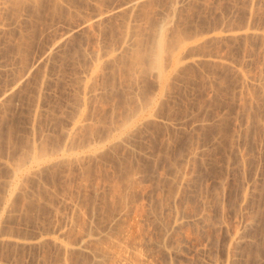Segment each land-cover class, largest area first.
Returning a JSON list of instances; mask_svg holds the SVG:
<instances>
[{"label":"rangeland","instance_id":"374dc122","mask_svg":"<svg viewBox=\"0 0 264 264\" xmlns=\"http://www.w3.org/2000/svg\"><path fill=\"white\" fill-rule=\"evenodd\" d=\"M0 1V264H70L79 254H66H72L69 262L50 239L39 244L32 238L69 228L67 238L74 240L83 224L76 222L82 220L73 210L76 204L85 216H96L93 223L98 224L90 226H102L120 208L109 192L117 185L125 191L128 184L124 202L137 206L127 205V220L135 221L134 232L143 219V236L151 235L147 245L158 248L151 259L156 264H264V0H143L132 10L127 6L134 0ZM96 19L90 27L84 24ZM162 35L166 50L179 48L180 40L185 43L184 64L175 70L169 50V56L159 55L170 75L165 84L154 65L158 55L151 52L158 50L154 47ZM137 50L150 57L142 60L140 53L145 65L135 63ZM133 109L140 112L134 119H140L138 129L127 144L120 143V128ZM80 115L88 123L71 136ZM35 147L45 148L56 161L12 178L13 164ZM89 147L106 148L95 159L91 153L85 157ZM194 150L198 155L190 156ZM61 151L80 154L83 162H63ZM183 167H188L189 181L180 186L174 176ZM131 172L137 174L136 185L127 181ZM176 192L179 203L172 199ZM168 210L189 216L163 238ZM131 216L141 218L140 223ZM161 218L167 220L164 226L157 224ZM237 231L243 234L234 244L230 240ZM163 243L176 250L164 252ZM76 259L72 264L91 260Z\"/></svg>","mask_w":264,"mask_h":264},{"label":"bare ground","instance_id":"6f19581e","mask_svg":"<svg viewBox=\"0 0 264 264\" xmlns=\"http://www.w3.org/2000/svg\"><path fill=\"white\" fill-rule=\"evenodd\" d=\"M143 0H134V1H131L130 2V4H129V6H127L128 8L130 7V9L132 10V9H134L135 8V6L137 5V4H139V3H141ZM1 2V1H0ZM16 2V1H15ZM28 2V1H27ZM55 2V1H54ZM60 2V1H59ZM2 3V2H1ZM134 7V8H133ZM137 7V6H136ZM98 19H96V20H87V21H85V25H88L89 27L95 22V21H97ZM97 24V23H96ZM87 26V27H88ZM166 29V28H165ZM230 32V31H229ZM228 32V33H229ZM260 32V31H259ZM258 32V33H259ZM162 34H164L163 32H161ZM160 33V34H161ZM166 34V33H165ZM165 36V35H164ZM164 36L162 35V36H160L159 37V39H160V43L158 42L157 43V45H155V47H154V49L155 48H157L156 46H158V50L156 49V50H151V52L152 53H154V57H155V52L154 51H156V53H157V57H156V63L154 64L155 66L157 65V67H158V69H159V71H160V76H161V79H162V81H163V83L165 84L167 81L169 82V78H168V76H170V75H168V73H167V67L165 68V66H164V64H163V62H161V60H162V58H160L159 57V55L161 54H164V52H165V55L168 53L167 51L169 50V52H170V56L167 54V56H169L170 58V67H171V69H173V70H175V69H177V68H179V66H182V64H184L183 63V60H184V58L182 57V52H181V50H182V48H184L185 47V43H184V41H179V39L176 41V42H178V46H179V48L177 47H175V49H177V50H175V49H168V50H166L165 48H166V45H165V43L166 42H164L165 41V38H167L166 36H165V38H164ZM181 38V37H180ZM158 39V38H157ZM158 39V40H159ZM127 42V41H126ZM125 42V43H126ZM127 44V43H126ZM169 44V43H168ZM175 44V43H174ZM128 46V45H127ZM169 46V45H168ZM175 46H176V44H175ZM124 47V46H123ZM165 47V48H164ZM125 48H127V47H125ZM153 49V48H152ZM179 49V50H178ZM124 50H126V49H124ZM166 50V51H165ZM170 50H172V51H170ZM138 51V52H137ZM136 52L137 53H139V50H137ZM186 51V50H185ZM134 53V52H133ZM140 53H142V52H140ZM140 53H139V55H140ZM148 53H150V51L148 52ZM148 53H147V55H148ZM184 53V52H183ZM135 54V53H134ZM144 56H142V60L143 59H145V57L147 58V61H148V57L147 56H145V53H142ZM139 55L137 54V56H135V57H137L136 58V60L135 61H137V62H141V55H140V60L138 61L137 59H138V57H139ZM164 55V56H165ZM97 56H98V54H97ZM96 56V57H97ZM103 56H101V58H102ZM134 57V58H135ZM144 57V58H143ZM152 57V56H151ZM162 57H163V55H162ZM98 58V57H97ZM99 58H100V54H99ZM97 59V60H100V59ZM163 59H165V58H163ZM187 59V58H186ZM191 59V58H190ZM96 60V61H97ZM149 60H150V57H149ZM155 60V59H154ZM195 60H197L196 58H194L193 56H192V60L191 61H194L195 62ZM221 60V59H220ZM164 61V60H163ZM165 61H167V60H165ZM190 61V62H191ZM137 62H135L137 65L139 64V65H141L142 66V64L143 65H145L143 62H139V63H137ZM149 62V61H148ZM150 62H152V60L150 61ZM155 62V61H154ZM147 63V62H146ZM167 63V62H166ZM134 64V63H133ZM135 66V65H134ZM164 66V67H163ZM168 66V65H167ZM183 66H185V65H183ZM147 68V67H146ZM95 70L96 69H98L99 70V68H98V66L97 67H95L94 68ZM157 69V70H158ZM95 70H94V73H95ZM154 70V69H153ZM133 71V70H132ZM147 71V70H146ZM177 71V70H176ZM134 73L132 74V75H134L135 74V71H133ZM139 73V72H138ZM172 73V72H171ZM175 73V72H174ZM178 73V72H177ZM243 74L244 73H242L241 75H242V77H243ZM93 75V74H92ZM173 75V74H172ZM246 74H244V77H245V79H246V77L247 76H245ZM95 76H96V74H95ZM134 77V76H133ZM93 78V77H92ZM95 78V77H94ZM97 79V78H96ZM249 80V79H248ZM161 81V82H162ZM94 83V82H93ZM137 83V82H136ZM168 84V83H167ZM90 85V84H89ZM94 85V84H93ZM160 86V85H159ZM90 89V88H89ZM166 90V89H165ZM94 91V90H93ZM93 94H95V93H93ZM134 96V95H133ZM132 96V97H133ZM162 97V96H161ZM153 98V97H152ZM135 100V99H134ZM141 100V99H140ZM149 100V99H148ZM147 100V101H148ZM160 100V99H159ZM144 101V100H143ZM139 102V101H138ZM148 103V102H147ZM141 105H142V103H141ZM144 105V104H143ZM146 105V104H145ZM144 105V106H145ZM137 106V105H136ZM135 106V107H136ZM139 107H141V106H139ZM138 107V108H139ZM146 107V106H145ZM130 109V108H129ZM132 109V108H131ZM142 109L144 110V108L142 107ZM134 110V109H133ZM138 110V109H137ZM137 110H134L133 111V113H131V114H129L130 115V117L128 116L127 117V119L125 120L124 119V122L122 123V126H121V130L120 131H122V133L121 132H119L120 134H121V136H119L118 138H117V141L118 142H120V143H123V141H124V143L125 144H127L128 142H125V140L126 139H128L130 136L129 135H131L132 136V131H133V129L135 128L136 130L138 129V127L136 128L135 126H136V124H135V122L137 121V120H134L135 119V117H137L138 116V114L140 113H138V111ZM136 111H137V113H136ZM128 112V111H127ZM131 111H129V113H130ZM142 112V111H141ZM137 114V115H136ZM150 114V113H149ZM148 114V115H149ZM124 115H126V114H124ZM124 115H123V117H124ZM134 115V116H133ZM136 115V116H135ZM151 115V114H150ZM132 116V117H131ZM140 116H141V114H140ZM155 116V115H154ZM77 117V116H76ZM82 117H84V116H82V115H80V117H79V119H77V121L74 123V125H73V127H72V129H71V132L69 133L70 135L72 134V133H74V134H76L75 133V131L77 132V131H79V130H81V128L83 129L84 127H85V125H86V122H87V119H84V118H82ZM86 117V116H85ZM146 117H147V115H146ZM150 117V116H149ZM125 118V117H124ZM129 118V119H128ZM140 118V117H139ZM138 118V119H139ZM145 118V117H144ZM144 118H143V120H144ZM155 118V117H154ZM148 119V118H147ZM147 119H145V120H147ZM140 120V119H139ZM138 120V121H139ZM142 120V119H141ZM149 120V119H148ZM153 120V119H152ZM137 121V122H138ZM120 122V121H119ZM122 122V121H121ZM120 122V123H121ZM88 123V122H87ZM147 123V122H146ZM149 123V122H148ZM141 125H142V123H140ZM140 124H139V126H140ZM120 125V124H119ZM118 125H116V127H117ZM137 126H138V123H137ZM144 126V125H143ZM140 128H141V126H140ZM114 129V128H113ZM134 129V130H135ZM144 129V128H143ZM112 130V129H111ZM110 130V131H111ZM115 130V129H114ZM117 131H118V129H116ZM85 132V131H84ZM113 132V131H112ZM114 132H116V131H114ZM113 132V133H114ZM109 134H112L111 132L109 133ZM119 134V135H120ZM133 134H134V132H133ZM73 135V134H72ZM71 135V136H72ZM78 135V134H77ZM115 135V134H114ZM139 135V134H138ZM70 136V137H71ZM76 136V135H75ZM129 136V137H128ZM128 137V138H127ZM104 139H106V137L104 138ZM104 139H103V141H104ZM130 139V138H129ZM128 139V140H129ZM132 139V138H131ZM113 140V139H112ZM127 140V141H128ZM72 141V140H71ZM100 141V140H99ZM110 141H111V139H110ZM115 141H116V139H115ZM114 140L112 141V142H115ZM36 142V141H35ZM112 142H111V144L110 145H112ZM117 142V143H118ZM130 142V141H129ZM33 143V142H32ZM97 143H98V141H97ZM110 143V142H109ZM108 143V144H109ZM31 144V143H30ZM94 144V143H93ZM124 144V145H125ZM33 145H34V143H33ZM32 145V146H33ZM37 145V144H36ZM35 145V146H36ZM92 145V144H91ZM90 145V146H91ZM93 146V145H92ZM99 146V145H98ZM103 146V145H102ZM26 147V146H25ZM42 147V146H41ZM86 147V146H85ZM99 147H101V145L99 146ZM99 147H94V149H91L90 147V151H89V153H88V155H86L85 156V154H84V156L85 157H87L88 158V156H89V154H90V156L89 157H93L94 155L96 156L97 154H100L99 153V151L100 152H102V150H104V149H102V150H99L98 148ZM104 147V146H103ZM113 147V146H112ZM29 148V147H28ZM31 148V147H30ZM36 148V147H35ZM37 148H38V146H37ZM31 149V150H29L28 151V155L26 156V153H23L24 151V149H22V153L25 155V156H23V161H20V163L18 162V164L15 166V164H13L14 165V168H13V170H12V168L11 167H9V168H11V170H12V172H13V177L12 178H20V176L21 175H27L26 173H28L29 171H31L32 169L33 170H38V169H40L41 167H43V165H45V167H46V165H48L49 163H51V162H54V161H56V158H54L53 156H51V155H49L50 153H48L47 154V152L46 151H44L45 150V148L44 149H40V147H39V149ZM74 148V147H73ZM127 148V147H126ZM27 149V148H26ZM70 149V148H69ZM101 149V148H100ZM39 152H38V151ZM62 150V149H61ZM68 150V149H67ZM67 150L65 151V152H67ZM77 150V149H76ZM85 150V149H84ZM107 150H108V148H107ZM70 151H71V149H70ZM73 151V150H72ZM195 151V150H194ZM30 152V153H29ZM60 152V151H59ZM68 152H69V150H68ZM77 153V152H76ZM79 153V152H78ZM109 153V152H108ZM112 153V152H111ZM191 153V152H190ZM197 154V151H195L194 153H193V151H192V153H191V155L190 154H188V156L190 155V156H192V155H196ZM59 154V153H58ZM57 154V155H58ZM61 154H62V156H61V160L63 161V162H66L67 161V163H68V161H70L71 159L73 160L74 158L76 159V160H78V162L80 161V160H82V162H83V159H84V157H83V154H82V156H81V158L82 159H80L79 157H80V154H79V157L78 156H76L75 155V151H74V155L75 156H70L69 155V153H62V151H61ZM73 154V153H72ZM110 154V153H109ZM54 155H55V153H54ZM92 155V156H91ZM198 155V154H197ZM94 156V158L95 159H97V157H95ZM188 156H187V159H188ZM190 156H189V158H190ZM194 156H193V158H194ZM56 157H58V156H56ZM99 157V156H98ZM197 157V156H196ZM93 158V159H94ZM192 158V159H193ZM59 159V160H60ZM80 159V160H79ZM91 159V158H90ZM107 159V158H106ZM187 159L185 160V161H187ZM195 159V158H194ZM76 160H74V161H76ZM89 160V159H88ZM112 160V159H111ZM96 161V160H95ZM128 161V160H127ZM72 162V161H71ZM77 162V161H76ZM81 162V163H82ZM114 162V161H113ZM188 162H189V160H188ZM188 162L186 163V164H188ZM8 163V162H7ZM59 163V162H58ZM61 163V162H60ZM73 163V162H72ZM75 163V162H74ZM89 163V162H88ZM125 163H126V161H125ZM190 163V162H189ZM6 164V163H5ZM4 164V165H5ZM11 164V163H10ZM64 164V163H63ZM100 164V163H99ZM131 164V163H130ZM7 165V164H6ZM5 165V166H6ZM51 165V164H50ZM79 165V164H78ZM87 165V164H86ZM193 165V164H192ZM9 166V165H8ZM83 166V165H82ZM85 166V165H84ZM120 166V165H119ZM129 166V165H128ZM62 167H64V166H62ZM80 167V166H79ZM180 167H182V166H180ZM192 167V166H191ZM6 168H8L7 166H6ZM8 168V169H9ZM60 168V167H59ZM84 168V167H83ZM107 168V167H106ZM178 168V167H177ZM187 169H188V167H186ZM185 167H183L182 169L180 168V170L178 169L177 171H176V174H177V172H178V176H174V177H177V179H176V181H178V183L180 184V186L183 184L184 185V183H187L188 181H189V179H186V178H188V177H186L187 176V174H186V172L187 171H185V170H187ZM88 169V168H87ZM185 169V170H184ZM11 170H9V171H11ZM190 170V169H189ZM133 171V170H132ZM136 171V170H135ZM33 172V171H32ZM31 172V173H32ZM41 172V171H40ZM124 172V171H123ZM190 172V171H189ZM189 172H188V174H189ZM30 173V172H29ZM28 173V174H29ZM38 172H36V174H37ZM82 173V172H81ZM135 173V172H134ZM133 172H131V174L129 175H127V181L129 182V183H135V185L138 183L137 182V180L138 179H136V177H137V174H134ZM136 173H137V171H136ZM191 173V172H190ZM40 174V173H39ZM140 174V173H139ZM12 175V174H11ZM83 175V174H82ZM175 175V174H174ZM191 175V174H190ZM33 176V175H32ZM120 176V175H119ZM124 176V175H123ZM83 177V176H82ZM100 177V176H99ZM108 177V176H107ZM140 177V176H139ZM21 179H23V178H21ZM89 179V178H88ZM109 179V178H108ZM120 179V178H119ZM175 179V178H174ZM10 180H11V178H10ZM9 180V181H10ZM186 180H188L187 182H185ZM12 181H13V179H12ZM99 181V180H98ZM107 181V180H106ZM125 181H126V179H125ZM126 181V184L128 183ZM175 181V180H174ZM175 181V183H177ZM8 182V181H7ZM13 182H15V181H13ZM16 182H18V181H16ZM15 182V183H16ZM97 182V180L95 181V183ZM111 182V181H110ZM113 182V181H112ZM115 182V181H114ZM122 182V181H121ZM121 182H118L117 183V181L115 182V184L117 183V184H119V183H121ZM124 182V181H123ZM137 182V183H136ZM191 182V181H190ZM100 183V182H99ZM103 183V182H102ZM106 183V182H105ZM177 183V184H178ZM8 184V183H7ZM10 184H11V182H10ZM19 184V183H18ZM114 184V183H113ZM114 184V185H115ZM116 184V185H117ZM125 184V185H126ZM130 184V185H131ZM141 184V183H140ZM176 184V185H177ZM188 184V183H187ZM13 185H15L14 183H13ZM12 185V186H13ZM22 185V184H21ZM20 185V186H21ZM100 185V184H99ZM102 185V184H101ZM110 185V184H109ZM114 185H110V186H114ZM122 185L123 186H125L124 185V183H122ZM121 185V186H122ZM190 185V184H189ZM18 186L19 185H15V186H13V189H18ZM23 186H24V184H23ZM82 186H84V185H82ZM95 187H96V185H94ZM93 186V187H94ZM104 184H103V188H104ZM109 186V187H110ZM120 186V185H119ZM118 185L117 186H114L113 188H112V191L113 192H109V197H110V193H113L112 195H111V197L110 198H112V196L114 195V199H116V204H117V202H118V204L120 205L119 207L120 208H118V207H116L118 210H116V212L114 213V211H113V215L111 216V217H109V219L108 220H106V222H104L103 220L104 219H102V221L104 222V224L102 225V226H98V227H93L94 225H96V224H98V223H96L95 224V222L93 223V218L94 217H96L95 215L92 217L91 215H88L87 214V216H85L86 214H84L83 213V208L81 209V208H79L78 207V205L76 204V205H73V210H75L76 212H78L77 214L79 215L80 214V217H81V219L82 220H80V218H78L77 216H75V217H77L79 220L77 221V219H76V222H79V221H81V223L83 222V224L82 225H78V224H76V225H78L79 226V233L76 231L75 233L78 235H76L75 234V236H77L76 238H75V236L73 237V238H75L74 240H70V233L72 232L71 231V229H63V228H59V233L57 232V234L58 235H54V234H52V236H49V234H48V232H46L47 234H43V233H41L40 234V236H36L37 238H32L33 240H35V242H37V243H43L44 244V242H43V240L45 239H50V241L52 242H54L55 243V245H57V247L58 248H60V250L62 251V253H64V254H62V256L64 257V256H66V254H69L70 252H75V253H77V255L79 254V256L77 257V259L79 258V257H87V259L86 260H88V257L91 259L90 261H91V263H90V261L88 260V262H87V264L88 263H90V264H92V262H93V264L95 263V264H156V262H155V260H154V262L151 260V259H155V257L157 256H154V258H152V252H154L153 251V249L151 248H149L150 246V243H152V242H149V245H147V243H148V239H150L151 237H149V236H151V235H149L148 237L146 236V232L144 231V234H145V237L147 238V241H146V239H145V237L143 236V232H142V228H141V226L144 228V225L142 224L143 223V219H142V221H141V218H140V220H139V222L137 221V219H135V217L133 216H131V218H134L135 220H136V223H137V225L140 223V221H141V223H140V225L141 226H138V227H140L139 229L141 230V233H138V232H140V230L139 229H137L138 227H134V229H135V231L133 232L132 230V227L133 226H131V223L133 222L134 224H135V221H133V219H132V222L130 221V223L128 222V220L127 219H129V215H130V212H131V209L129 208L130 206L128 205V204H131V205H133V204H135L133 201H132V203L130 202V203H128L127 204V202L125 203L124 202V198H125V200H127V197H125L124 195L126 194H124V192H127L126 190L128 189V187H129V184L128 185H126V186H128L127 187V189H126V187H125V191L123 190V188H121V187H119ZM131 186H133V185H131ZM139 186H141V185H139ZM94 187V188H95ZM98 188H97V190L99 189V186H97ZM101 187V189H99V191L101 190L102 191V186H100ZM135 187V186H134ZM177 187H179V185L177 186ZM12 188V187H11ZM80 188V187H79ZM83 188H85V187H83ZM106 188V187H105ZM107 188H108V186H107ZM132 188V187H131ZM141 188V187H140ZM12 189V190H13ZM19 189H20V187H19ZM22 189H24V188H22ZM130 189V188H129ZM177 189H180V188H177ZM181 189H183V187L181 188ZM96 189H95V191L94 192H96L97 191ZM109 190H111V189H109ZM21 191H23V190H21ZM100 191V192H101ZM103 191H104V189H103ZM124 191V192H123ZM129 191V190H128ZM178 191V190H177ZM106 192H108V191H106ZM180 192V191H179ZM80 193V192H79ZM177 193L178 192H176V195H173V197H172V199H174V198H176V197H174V196H177ZM104 194H105V192H104ZM108 194V193H107ZM25 195V194H24ZM98 195V194H97ZM178 195H179V193H178ZM23 196V195H22ZM103 196H105V195H103ZM107 196V195H106ZM9 197V196H8ZM13 197V196H12ZM110 198H109V200H110ZM180 198V197H179ZM11 199V198H10ZM104 199V198H103ZM135 199V198H134ZM133 199V200H134ZM8 200V199H7ZM118 200V201H117ZM144 200V199H143ZM179 200V199H178ZM181 200V199H180ZM185 200V199H184ZM113 201H115V200H113ZM112 200H111V202H112V204L114 203ZM128 201V200H127ZM130 201V200H129ZM136 201H137V199H136ZM160 201V200H159ZM169 201H171V200H169ZM174 201H176V199H174ZM173 201V202H174ZM94 202V201H93ZM166 202H167V199H166ZM172 202V203H173ZM176 202H178V201H176ZM183 202V201H182ZM10 203V202H9ZM8 203V204H9ZM139 203V202H138ZM143 203V202H142ZM179 203V202H178ZM181 203V202H180ZM186 203V202H185ZM3 204V203H2ZM6 204V203H5ZM73 204V203H72ZM75 204V203H74ZM78 204H80V203H78ZM94 204H96V203H94ZM98 204V203H97ZM96 204V205H97ZM111 204V206H114V205H112ZM144 204V203H143ZM163 204H165L164 202H163ZM167 204V203H166ZM170 204V203H169ZM169 204H167V205H169ZM174 204H176V203H174ZM102 205V204H101ZM129 207H128V206ZM136 206H137V204H135ZM140 205H141V202H140ZM185 205V204H184ZM95 206V205H94ZM94 206H92V207H94ZM118 206V205H117ZM172 205H170V207H171ZM186 206V205H185ZM103 207V206H102ZM174 207H175V205H174ZM173 207V208H174ZM177 207H179V205L177 206ZM95 208V207H94ZM99 208V207H98ZM104 208V207H103ZM110 208V207H109ZM113 208V207H112ZM132 208V207H131ZM136 208V207H135ZM154 208V207H153ZM167 208V207H166ZM172 208V209H173ZM183 208V210H184V207H182ZM11 209V208H10ZM82 211H81V210ZM87 209V208H86ZM90 209H92V208H90ZM133 209V208H132ZM143 209V208H142ZM168 209V208H167ZM171 209V208H170ZM171 209V210H172ZM188 209V208H187ZM194 209V208H193ZM202 209H204V208H202ZM85 210V209H84ZM93 210V209H92ZM92 210H91V212H92ZM94 210H96V209H94ZM93 210V211H94ZM139 210V209H138ZM151 210V209H150ZM157 210V209H156ZM173 210H175V208L173 209ZM177 211L176 212H178V210H179V208H177L176 209ZM191 210V209H190ZM5 211V210H4ZM86 211V210H85ZM100 211V210H99ZM103 211V210H102ZM134 211H135V209H134ZM134 211L132 210V212L134 213ZM136 211H137V209H136ZM140 211V210H139ZM142 211V210H141ZM147 211V210H146ZM165 211V210H164ZM169 211V210H168ZM96 212H97V210H96ZM96 212H93L94 214H96ZM138 212V211H137ZM143 212V211H142ZM161 212H163V211H161ZM170 212V211H169ZM174 213V214H172V213ZM170 212V214L169 215H167V216H171V217H168L169 218V221H167L166 219V221L168 222V224L165 226V227H163V228H161L160 226H159V230H160V228L161 229H163V232H161V233H163V238H168V236H170V235H172V233H173V231L175 230V229H177L181 224L183 225V223L184 222H186V220L188 219V216H187V214H184V216L186 215L187 216V218L186 217H184L183 216V214H178V213H176L175 211L173 212V211H171ZM185 212V211H184ZM195 212V211H194ZM193 212V214H195ZM200 212H202L201 214H202V216H203V210L202 211H200ZM207 212V211H206ZM73 213H74V211H73ZM72 213V214H73ZM86 213V212H85ZM132 213V214H133ZM144 213H145V209H144ZM143 213V215H145ZM166 213V212H165ZM182 213H183V211H182ZM199 213V212H198ZM205 213V212H204ZM208 213V212H207ZM100 214H102V213H100ZM137 214V213H136ZM160 214V213H159ZM190 214V213H189ZM192 214V213H191ZM93 215V214H92ZM99 215V214H98ZM105 215V214H104ZM108 215V214H107ZM111 215V214H110ZM143 215L142 216H140V215H138V217L140 216V217H142L143 218ZM150 214L148 213V216H149ZM156 215V214H155ZM162 215H163V213H162ZM195 215H198L197 213L195 214ZM193 216V217H191V215H190V217L191 218H197L196 216ZM200 215V214H199ZM205 215V214H204ZM102 216V215H101ZM100 216V217H101ZM202 216H200L201 218H202ZM87 217H91V219H89V218H86ZM104 217V216H103ZM137 217V216H136ZM137 217V218H138ZM162 217V216H161ZM166 217V216H165ZM206 217V216H205ZM205 217H203V218H205ZM146 218H147V216H146ZM145 218V219H146ZM154 218V217H153ZM101 219V218H100ZM151 219V218H150ZM160 219V218H159ZM159 219H158V222H157V224L158 223H160V225H161V222H162V226H164V223L166 224L167 222L165 221V220H163L164 219V217H163V219H162V221L160 220V222H159ZM190 219V218H189ZM198 219H200V218H198ZM73 220V219H72ZM89 220V221H88ZM129 220H131V219H129ZM202 221H203V219H201ZM210 220V219H209ZM74 221L75 220H73V221H71V222H73L74 223ZM88 221V222H87ZM95 221V220H94ZM154 221V220H153ZM157 221V220H156ZM145 222H147V221H145ZM164 222V223H163ZM188 222V221H187ZM191 222V221H190ZM193 222H195V220L193 221ZM208 222V221H207ZM251 222V221H250ZM69 223H70V221H69ZM73 223H72V225H73ZM81 223H79V224H81ZM88 223V224H87ZM196 223H198L197 221H196ZM195 223V225H197ZM86 224L87 225H89V224H92L90 227L88 226V228H87V226H86ZM149 224H151V223H149ZM185 224H187V223H185ZM193 224V223H192ZM199 224V223H198ZM71 225V226H72ZM100 225V224H99ZM133 225V224H132ZM136 225V224H135ZM182 225L180 226V228L182 227ZM247 225V224H246ZM245 225V226H246ZM63 226V225H62ZM158 226V225H157ZM60 227V226H59ZM66 228H67V226H65ZM73 227H76V226H73ZM150 227V226H149ZM149 227H147L148 228V230L150 229ZM199 227V226H198ZM197 227V228H198ZM246 228V227H245ZM58 229V228H57ZM70 230L69 231V235H67L68 233H67V231L65 232V231H63V230ZM72 230H75V228H73ZM136 230H139V231H137L136 232ZM144 230H146V229H144ZM155 230V229H154ZM179 230V229H178ZM52 231V230H51ZM162 231V230H161ZM236 231V230H235ZM242 231V230H241ZM244 231V230H243ZM42 232V231H41ZM54 232V231H53ZM160 232V231H159ZM176 232V231H175ZM178 232V231H177ZM182 232V231H181ZM240 232V231H239ZM238 231L236 232V234H234L233 236H232V240H230V241H233L234 242V244L235 243H239L240 241V238L242 237V235H241V233L242 232H240L239 233ZM74 233V232H73ZM138 233V234H137ZM157 233V232H156ZM160 233V234H161ZM183 233V232H182ZM235 233V232H234ZM5 234V233H4ZM8 234H9V232H8ZM39 234V233H38ZM150 234V233H149ZM159 234V238H161V235ZM174 234V233H173ZM243 234V233H242ZM1 235V234H0ZM51 235V234H50ZM54 235V236H53ZM148 235V234H147ZM2 236H3V234H2ZM5 236V235H4ZM13 236V235H12ZM67 236H69L68 238H67ZM174 236V235H173ZM173 236H171L170 238H171V240H172V238H173ZM175 237V236H174ZM231 237V236H230ZM6 238V237H5ZM18 238V237H17ZM23 238H25V237H23ZM72 238V239H73ZM169 238V239H170ZM177 238V237H176ZM176 238H174L175 239V241H176ZM180 238V237H179ZM186 238V237H185ZM244 238V237H243ZM2 239H4V237L2 238ZM15 239V238H14ZM28 239V238H27ZM27 239H24L25 241H24V243L26 242V240ZM31 239V240H32ZM153 239V238H152ZM7 240H9V238H7ZM12 240V239H11ZM30 240V241H31ZM160 240V239H159ZM159 240L157 239V243L159 242ZM162 240V239H161ZM166 241V239H163V241H161V242H165ZM171 240H169V241H171ZM241 240H243V239H241ZM17 241H19V240H16L15 242H17ZM49 241V240H48ZM151 241H154V240H151ZM154 241V242H155ZM167 241H168V239H167ZM166 241V243H168ZM239 241V242H238ZM6 242V241H5ZM13 242V241H12ZM35 242H33V243H35ZM147 242V243H146ZM155 242V243H156ZM161 242H159V243H161ZM243 242V241H242ZM3 243V242H2ZM23 243V244H24ZM27 244H29L28 242H26ZM31 243V242H30ZM39 243V244H40ZM174 243V242H173ZM230 243V242H229ZM232 243V242H231ZM154 244V243H153ZM153 244H152V246H153ZM165 243H163V245L162 244H160L161 246H162V248H163V251L164 252H170V253H172V251L175 249V248H173L174 247V244H173V247H172V241H171V248L170 247H168L167 245H164ZM178 244V243H177ZM233 244V243H232ZM233 244V245H234ZM236 244V245H237ZM258 244V243H257ZM25 245V244H24ZM148 247H147V246ZM156 245V244H155ZM154 245V246H155ZM159 245V244H158ZM157 245V246H158ZM169 245V246H170ZM181 244H179V246H180ZM233 245H231V246H233ZM235 245V246H236ZM17 246V245H16ZM151 246V247H152ZM160 246V247H161ZM176 246V245H175ZM239 246V245H238ZM257 246V245H256ZM259 246V245H258ZM156 247V246H155ZM159 247V246H158ZM234 247V246H233ZM150 249V251L148 250V249ZM161 248V249H162ZM177 248V247H176ZM156 249H158V248H155L154 250H156ZM160 249V250H161ZM170 249H173V250H170ZM177 249H179V247L177 248ZM181 249V248H180ZM235 249V248H234ZM59 250V251H60ZM152 250V251H151ZM159 250V251H160ZM176 250V249H175ZM60 251V252H61ZM163 251H161L162 252V254L164 255V252ZM238 251V250H237ZM236 251V252H237ZM58 252V251H57ZM156 252V251H155ZM160 252V253H161ZM59 253V252H58ZM74 253V254H75ZM158 253V252H157ZM167 253L165 254L166 255V257H167ZM170 253L168 254V256H171L170 255ZM257 253V252H256ZM73 254V255H74ZM173 254H174V252H173ZM172 254V255H173ZM70 255V254H69ZM69 255H67L66 257H68ZM76 254H75V256H77ZM82 255V256H81ZM153 255H155V253H153ZM257 255V254H256ZM159 256V255H158ZM71 257H72V254H71ZM71 257H68L69 259L71 258ZM174 257V256H173ZM61 258V257H60ZM74 258V257H73ZM69 259H67L69 262L71 261V259L69 260ZM76 259V258H75ZM75 259H74V261H75ZM76 259V260H77ZM173 259V258H172ZM177 259H179V258H177ZM58 260V259H57ZM64 261L66 260V259H63ZM160 260V259H159ZM162 260V259H161ZM215 260V259H214ZM226 260H227V258H226ZM234 260V259H233ZM64 261H62V262H64ZM73 261V260H72ZM74 261L73 262H71L70 264H72V263H74ZM218 261V260H217ZM217 261H214L215 263L217 262ZM229 261V260H228ZM60 262V261H59ZM83 262L84 263H82V261H81V263H77V264H85V260H83ZM169 262V261H168ZM173 262V261H172ZM180 262V261H179ZM161 263H163V262H161ZM220 263V262H219ZM231 263V262H230ZM233 263V262H232ZM59 264V263H58ZM63 264H68V263H66V261H65V263H63ZM165 264V263H164ZM210 264V263H209ZM218 264V263H217ZM225 264H227V263H225ZM228 264H229V262H228ZM236 264V263H235Z\"/></svg>","mask_w":264,"mask_h":264}]
</instances>
